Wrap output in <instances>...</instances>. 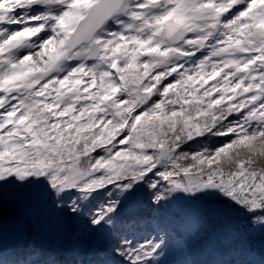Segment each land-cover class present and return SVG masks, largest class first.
I'll use <instances>...</instances> for the list:
<instances>
[{
	"label": "snow or ice",
	"instance_id": "1",
	"mask_svg": "<svg viewBox=\"0 0 264 264\" xmlns=\"http://www.w3.org/2000/svg\"><path fill=\"white\" fill-rule=\"evenodd\" d=\"M0 264H264V0H0Z\"/></svg>",
	"mask_w": 264,
	"mask_h": 264
}]
</instances>
